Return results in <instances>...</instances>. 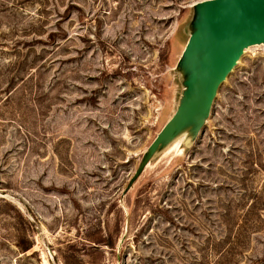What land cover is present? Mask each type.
<instances>
[{
	"label": "rangeland",
	"instance_id": "1",
	"mask_svg": "<svg viewBox=\"0 0 264 264\" xmlns=\"http://www.w3.org/2000/svg\"><path fill=\"white\" fill-rule=\"evenodd\" d=\"M228 1L0 0V264H264V31L203 95Z\"/></svg>",
	"mask_w": 264,
	"mask_h": 264
},
{
	"label": "water",
	"instance_id": "2",
	"mask_svg": "<svg viewBox=\"0 0 264 264\" xmlns=\"http://www.w3.org/2000/svg\"><path fill=\"white\" fill-rule=\"evenodd\" d=\"M264 31V0H229L211 43L213 60L225 53L203 95L213 93L254 36Z\"/></svg>",
	"mask_w": 264,
	"mask_h": 264
},
{
	"label": "bare ground",
	"instance_id": "3",
	"mask_svg": "<svg viewBox=\"0 0 264 264\" xmlns=\"http://www.w3.org/2000/svg\"><path fill=\"white\" fill-rule=\"evenodd\" d=\"M247 46H248V45H247ZM247 46H246V47H247ZM218 63H219V62H218Z\"/></svg>",
	"mask_w": 264,
	"mask_h": 264
}]
</instances>
